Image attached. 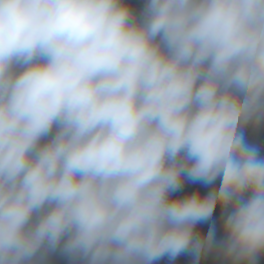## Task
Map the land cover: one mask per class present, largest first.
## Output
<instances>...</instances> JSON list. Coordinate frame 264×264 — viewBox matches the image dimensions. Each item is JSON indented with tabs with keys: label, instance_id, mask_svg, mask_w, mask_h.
<instances>
[{
	"label": "clouds",
	"instance_id": "obj_1",
	"mask_svg": "<svg viewBox=\"0 0 264 264\" xmlns=\"http://www.w3.org/2000/svg\"><path fill=\"white\" fill-rule=\"evenodd\" d=\"M261 123L264 0H0V264H257Z\"/></svg>",
	"mask_w": 264,
	"mask_h": 264
},
{
	"label": "trees",
	"instance_id": "obj_2",
	"mask_svg": "<svg viewBox=\"0 0 264 264\" xmlns=\"http://www.w3.org/2000/svg\"><path fill=\"white\" fill-rule=\"evenodd\" d=\"M244 136L247 143H249L252 146H255L259 150V154L261 157H264V123H261L260 125L253 127L249 125L244 130ZM218 184V181H217ZM201 189L203 192H207L210 190L211 186H205L200 182L192 183L190 181H186L184 187L174 195H185L190 193L191 191H195V188ZM216 224V232H221V226H222V219L220 217V210L219 208L214 213L212 219L208 222H202L197 227L201 228L204 232H207L208 228L211 226V224ZM47 264H61L59 260L55 257H49Z\"/></svg>",
	"mask_w": 264,
	"mask_h": 264
},
{
	"label": "built area",
	"instance_id": "obj_3",
	"mask_svg": "<svg viewBox=\"0 0 264 264\" xmlns=\"http://www.w3.org/2000/svg\"><path fill=\"white\" fill-rule=\"evenodd\" d=\"M199 230H202L198 227ZM217 240L221 238V232H216ZM187 257V264H194V257L190 252L181 253ZM53 257V256H52ZM177 258V257H176ZM176 259H170L168 256H164L155 261L154 264H176ZM62 264V263H61ZM200 264H232L231 261L224 260V258L215 252L208 255H204L200 259ZM257 264H264V256H260L257 260Z\"/></svg>",
	"mask_w": 264,
	"mask_h": 264
},
{
	"label": "crops",
	"instance_id": "obj_4",
	"mask_svg": "<svg viewBox=\"0 0 264 264\" xmlns=\"http://www.w3.org/2000/svg\"><path fill=\"white\" fill-rule=\"evenodd\" d=\"M126 2L130 3L133 7V9L137 12H139L143 5L146 3V0H126ZM264 256V255H262ZM176 264H187V257L185 255L180 254L175 258Z\"/></svg>",
	"mask_w": 264,
	"mask_h": 264
},
{
	"label": "water",
	"instance_id": "obj_5",
	"mask_svg": "<svg viewBox=\"0 0 264 264\" xmlns=\"http://www.w3.org/2000/svg\"><path fill=\"white\" fill-rule=\"evenodd\" d=\"M52 256L57 258V260H59V262L62 264H74V262L70 260V258L64 256L63 254L56 253V254H53Z\"/></svg>",
	"mask_w": 264,
	"mask_h": 264
},
{
	"label": "rangeland",
	"instance_id": "obj_6",
	"mask_svg": "<svg viewBox=\"0 0 264 264\" xmlns=\"http://www.w3.org/2000/svg\"><path fill=\"white\" fill-rule=\"evenodd\" d=\"M196 189H197V187L194 190H196ZM51 257H52V255H51Z\"/></svg>",
	"mask_w": 264,
	"mask_h": 264
}]
</instances>
